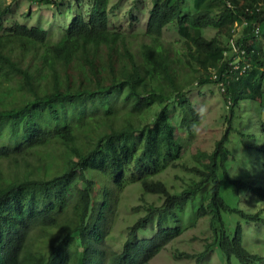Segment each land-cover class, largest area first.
<instances>
[{"label": "trees", "instance_id": "1", "mask_svg": "<svg viewBox=\"0 0 264 264\" xmlns=\"http://www.w3.org/2000/svg\"><path fill=\"white\" fill-rule=\"evenodd\" d=\"M16 1L0 0V264H152L202 218L211 235L195 264L211 251L224 264H262L245 246L249 231L240 221L230 228L229 216L264 227V208L247 212L221 189L228 181L233 194L264 201V117L257 134L243 125L252 108L264 110V47L256 45L264 44V0H152L129 37L111 20L112 0H28L61 14L55 42ZM172 25L182 47L162 40ZM210 28L217 34L207 36ZM232 38L244 53L231 51ZM208 83L223 84L229 125L213 150L184 166L192 179L168 188L155 176L192 142L201 114L189 93ZM155 106L162 111L149 120ZM133 182L162 201L144 206L115 250L108 222Z\"/></svg>", "mask_w": 264, "mask_h": 264}, {"label": "rangeland", "instance_id": "2", "mask_svg": "<svg viewBox=\"0 0 264 264\" xmlns=\"http://www.w3.org/2000/svg\"><path fill=\"white\" fill-rule=\"evenodd\" d=\"M5 3H12V0H2ZM16 7L17 1L13 3ZM81 8L86 9L89 5L83 2ZM111 20L119 26L125 34L129 37L134 31H141L143 29V23L147 21L149 10L152 6V0H112L111 1ZM19 15H26L30 13L27 20L30 24H40L41 27L49 29L50 40L55 42L62 38L60 33L59 23L57 17L61 14L57 11L49 9L47 6H39L37 3H30L28 0H23L17 7ZM28 11V12H27ZM30 11V12H29ZM131 15L136 18L133 19ZM71 21V19H70ZM69 21V22H70ZM54 24H50L53 23ZM63 32V31H62ZM64 33V32H63ZM204 33L211 37L217 34L216 29H205ZM225 40L224 37H222ZM162 40L166 44H172L176 47H182L183 40L178 34L175 25L169 26L165 29ZM257 47H264L263 42H256ZM194 105L197 107L201 114V120L195 124V134L190 137L192 142L186 147V152L183 153L176 166L167 168L165 171L155 176V179H161L165 182L168 188L174 187V189L180 190L183 186L192 179L191 173L184 169L185 165H192L193 154L198 150L211 151L215 147V143L222 137L229 123L227 116L229 109L225 102L223 90L215 83H208L203 86H195L189 93ZM243 110L249 109V101L243 102ZM257 105L253 103V107ZM162 108L155 106L148 113V119L152 120L161 113ZM263 114L252 108L251 118L248 117V113L245 115L243 125L246 129L252 130L254 133H258L259 120L264 117ZM131 118L132 122H135V117ZM251 139L245 138L247 143ZM241 148L238 150L240 153ZM252 170L255 171L259 167V162L256 158L253 159ZM105 170V167H104ZM27 170L22 168L20 175L26 176ZM97 174V171H93ZM103 175V174H102ZM232 175L235 176V170H232ZM254 180H258L257 175H250ZM100 181L107 180L106 176L101 178V173H98ZM263 177V176H262ZM107 191V199L105 205L108 207L110 198V191ZM249 192H241L233 194L228 186V181H224L222 184L221 194L227 202L234 204L235 206L242 207L247 212L256 213L260 208H264V201L259 200L256 194H248ZM240 198V201H239ZM238 200V202H237ZM162 199L158 195L144 192L139 182H133L127 184V186L121 190L117 199V208H115L114 216L108 222L109 224V236L108 241L112 248L120 250L128 235V229L133 225L136 220L147 214L145 211V205L150 203L160 204ZM103 213L105 220L108 219L110 210L108 208ZM231 225L230 228H234L240 221L244 229L249 232L245 233V246L254 252H260L264 256V227L257 223H248L245 218L238 217L237 214L229 216ZM154 228L155 226L150 225ZM151 233L154 229H149ZM260 231L259 234L257 232ZM211 232L209 230V221L207 218H202L198 225L193 228H189L183 235L170 242L165 249H163L152 261V264H195L198 253L206 251V245L209 243ZM207 258L201 264H224V259L219 258L215 251L208 252ZM234 264H240L238 260L233 258ZM257 264V262L253 263ZM264 264V261L262 262Z\"/></svg>", "mask_w": 264, "mask_h": 264}, {"label": "built area", "instance_id": "3", "mask_svg": "<svg viewBox=\"0 0 264 264\" xmlns=\"http://www.w3.org/2000/svg\"><path fill=\"white\" fill-rule=\"evenodd\" d=\"M229 47H230V49H232L231 51H236V52H238L239 49L241 48L237 45L236 40L233 38L230 40ZM240 50H241V53H244V49L241 48ZM227 54H228V52L225 51V55H227ZM221 87H222V90H224L223 84L221 85Z\"/></svg>", "mask_w": 264, "mask_h": 264}, {"label": "bare ground", "instance_id": "4", "mask_svg": "<svg viewBox=\"0 0 264 264\" xmlns=\"http://www.w3.org/2000/svg\"><path fill=\"white\" fill-rule=\"evenodd\" d=\"M254 185V184H253ZM240 201V200H239Z\"/></svg>", "mask_w": 264, "mask_h": 264}]
</instances>
